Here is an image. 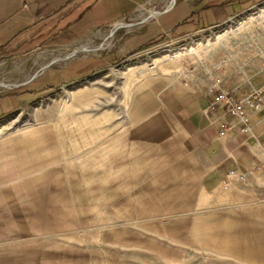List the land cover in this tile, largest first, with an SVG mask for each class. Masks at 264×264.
<instances>
[{"label":"rangeland","instance_id":"1","mask_svg":"<svg viewBox=\"0 0 264 264\" xmlns=\"http://www.w3.org/2000/svg\"><path fill=\"white\" fill-rule=\"evenodd\" d=\"M174 1L66 47L0 52L15 99L0 105V264H264V170L211 171L165 107L262 67L264 0L164 33Z\"/></svg>","mask_w":264,"mask_h":264},{"label":"crops","instance_id":"2","mask_svg":"<svg viewBox=\"0 0 264 264\" xmlns=\"http://www.w3.org/2000/svg\"><path fill=\"white\" fill-rule=\"evenodd\" d=\"M150 2L0 0V52L31 54L37 50L44 52L66 47L93 36L100 29L118 25L138 9H145ZM244 4L242 0H191L189 4L175 0L173 7L165 13L174 9L177 13L174 19L162 24V15L158 26L164 33H172L179 24L188 25L182 33L198 31L222 23ZM149 37L143 34L137 41L141 43ZM238 69H230L227 73L225 69L219 73L224 89H234L240 95L252 87L264 85V68L258 62ZM210 87L211 81L203 82L165 104L187 144L207 159L211 171L227 175L230 171L264 170V105L250 116L249 131L241 132L239 125L233 124L224 135H219L220 111L206 113L211 99ZM13 102L15 99L0 97V105L10 107L2 112L9 111ZM226 121L233 123L229 117Z\"/></svg>","mask_w":264,"mask_h":264},{"label":"built area","instance_id":"3","mask_svg":"<svg viewBox=\"0 0 264 264\" xmlns=\"http://www.w3.org/2000/svg\"><path fill=\"white\" fill-rule=\"evenodd\" d=\"M262 68H264V46L261 48ZM211 99L206 113L220 111L219 135H224L231 125H239L241 132L250 130V116L264 105V85L252 87L243 94L234 89L222 87V77L215 74L211 80ZM229 117L233 123L226 121Z\"/></svg>","mask_w":264,"mask_h":264}]
</instances>
